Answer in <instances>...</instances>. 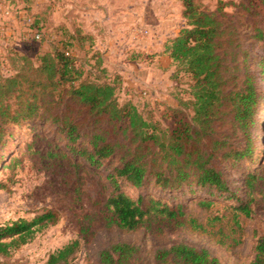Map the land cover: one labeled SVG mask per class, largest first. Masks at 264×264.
<instances>
[{
    "label": "rangeland",
    "instance_id": "obj_1",
    "mask_svg": "<svg viewBox=\"0 0 264 264\" xmlns=\"http://www.w3.org/2000/svg\"><path fill=\"white\" fill-rule=\"evenodd\" d=\"M16 2L18 0H15ZM108 10H99L107 5ZM203 10L216 12L219 1L233 3L223 9L225 36L220 52L228 61L242 51L253 58L252 70L261 75L258 61L264 58V0H196ZM26 17L0 27V76L16 74L21 57L36 65L39 58L55 48L68 51L84 71L83 78L110 83L116 88L120 104L131 103L147 121L162 128L172 127L174 111L191 99V78L163 54L168 40L186 27L180 0H24ZM29 15V16H28ZM110 16V17H109ZM32 17L42 37L31 28ZM123 17V18H122ZM111 18V19H109ZM23 19L24 23L22 22ZM95 40H70L72 26L93 30ZM5 21V20H4ZM9 21V20H8ZM96 21V20H95ZM97 23V22H95ZM73 42L65 48L64 44ZM264 94V75L261 78ZM262 124L255 128L257 151L254 161L232 164L217 159L230 186V193L212 196L208 189L164 190L148 183L140 189L126 181L118 182L119 192L134 199H159L169 205L185 207L186 226L162 231L139 228L127 232L110 226L107 200L115 193L111 173L115 164L97 167L70 150L68 141L57 128L43 120L24 121L10 129L1 150L4 167L0 181V226L43 215H54L26 245L0 256V264H48L50 256L78 241L68 264H94L100 251L120 243L139 246L141 258L136 264H153L157 249L187 244L209 250L222 264H251L253 247L264 235V96L261 101ZM218 133L231 134L230 125L218 123ZM4 147V148H3ZM256 173L258 181L249 190L245 179ZM212 201L209 208L200 202ZM249 202L247 216L236 210L240 202ZM194 221L195 223H192ZM46 222L40 223V227ZM63 264V262L59 263Z\"/></svg>",
    "mask_w": 264,
    "mask_h": 264
},
{
    "label": "trees",
    "instance_id": "obj_2",
    "mask_svg": "<svg viewBox=\"0 0 264 264\" xmlns=\"http://www.w3.org/2000/svg\"><path fill=\"white\" fill-rule=\"evenodd\" d=\"M180 3L186 27L167 41L163 54L180 66L193 84L191 99L180 103L189 111L175 110L172 127L147 121L131 103L120 104L115 86L83 78L84 71L75 57L55 48L41 56L37 65L21 57L16 74L0 76V170L4 167L1 148L10 129L24 121L43 120L54 125L70 150L88 163L101 167L118 159L108 175L116 190L106 203L110 226L127 232L139 228L160 232L162 226L182 228L190 222L183 205L134 199L119 192L120 180L135 189L153 183L170 191L193 192L197 187L210 190L212 196L230 193L225 173L213 162L220 159L234 165L254 161L257 142L253 134L262 124L264 58L258 61L262 69L259 76L252 70L253 58L248 51H242L241 63L235 61L239 52L232 61L220 52L226 33L222 12L233 3L219 1L216 12L203 10L196 0ZM31 23L42 37L37 22L32 19ZM258 38L264 41L263 34ZM89 39L95 40V35L82 24L72 26L71 41ZM72 46L73 42L64 44L65 48ZM218 123L230 125L231 134L220 136ZM257 181L256 173H249L245 185L252 190ZM5 188L0 181V191ZM212 203L203 201L200 205L209 208ZM235 209L250 214L249 202L242 201ZM53 219L54 215L48 214L0 226V256H9L28 244ZM78 246V241L66 245L50 256L48 264H68ZM252 253L251 264H264V235L258 237ZM140 258L139 246L120 243L100 251L94 264H136ZM153 264L222 263L207 249L176 244L157 249Z\"/></svg>",
    "mask_w": 264,
    "mask_h": 264
},
{
    "label": "crops",
    "instance_id": "obj_3",
    "mask_svg": "<svg viewBox=\"0 0 264 264\" xmlns=\"http://www.w3.org/2000/svg\"><path fill=\"white\" fill-rule=\"evenodd\" d=\"M24 7H25L24 0H18L17 2L15 0H7L6 9H4V11H2L3 13L0 12V27L2 28V26L11 25V24H9V22H11V21L15 24V21H20L22 17H24V16L26 17V15L23 14L24 11H22L24 9ZM99 7H101V9H99V10H102V12H103V10H108V8H111V2L108 1L107 5H102V3H101L99 5ZM27 19L29 21L32 19V17H29ZM109 19H111V18H109ZM24 20H26V19H23V21H22L23 23H24ZM79 21L83 25L84 30H86L87 32H90L91 34L96 36V34H94V32H96L95 27H97V24L100 21L99 19H93L92 20L93 30H89L87 27H85L83 20H79ZM95 22H97V23H95Z\"/></svg>",
    "mask_w": 264,
    "mask_h": 264
},
{
    "label": "built area",
    "instance_id": "obj_4",
    "mask_svg": "<svg viewBox=\"0 0 264 264\" xmlns=\"http://www.w3.org/2000/svg\"><path fill=\"white\" fill-rule=\"evenodd\" d=\"M6 7H7V0H0V12L4 11ZM36 38H40V36L36 35Z\"/></svg>",
    "mask_w": 264,
    "mask_h": 264
},
{
    "label": "bare ground",
    "instance_id": "obj_5",
    "mask_svg": "<svg viewBox=\"0 0 264 264\" xmlns=\"http://www.w3.org/2000/svg\"><path fill=\"white\" fill-rule=\"evenodd\" d=\"M262 116V115H261ZM264 116V115H263ZM260 119H262V118H260Z\"/></svg>",
    "mask_w": 264,
    "mask_h": 264
}]
</instances>
